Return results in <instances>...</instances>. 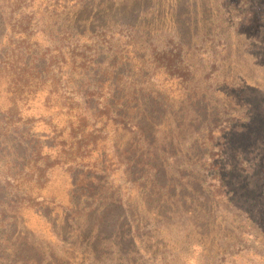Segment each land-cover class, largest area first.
<instances>
[{
	"label": "rangeland",
	"instance_id": "obj_1",
	"mask_svg": "<svg viewBox=\"0 0 264 264\" xmlns=\"http://www.w3.org/2000/svg\"><path fill=\"white\" fill-rule=\"evenodd\" d=\"M169 39L183 41L184 79L146 56ZM28 47L45 56L37 70ZM115 99L150 149L105 122ZM130 158L131 172L155 164L161 189L130 184ZM39 165L41 180L26 169ZM85 172L100 179L89 196L72 185ZM14 195L25 226L0 228V264H264V0H0V199Z\"/></svg>",
	"mask_w": 264,
	"mask_h": 264
},
{
	"label": "trees",
	"instance_id": "obj_2",
	"mask_svg": "<svg viewBox=\"0 0 264 264\" xmlns=\"http://www.w3.org/2000/svg\"><path fill=\"white\" fill-rule=\"evenodd\" d=\"M82 1V0H80ZM64 10L62 12H60L58 15L63 14ZM58 15H55V19L53 20V25L52 27H56V30L54 31V33L57 36H61L63 38V40H71L73 39V37L75 35H77V32L75 34V30L74 32L68 31L66 30V28H62L60 27V20H58L56 17ZM130 24V23H129ZM46 25H51V21H49ZM123 25V24H121ZM132 26H127V28L131 29ZM103 32V30L101 29L100 33ZM131 34V33H130ZM172 42L171 39H169L168 43L165 44L164 46H157L156 43L154 42H150L149 43V49L151 50V53L146 54V56L148 55H152L153 57H158L159 61H161L160 63H163V68L168 72V73H177L179 75H177L178 78L184 79V75H186L187 77L189 76V69L191 68V64L186 60L187 57L183 56L184 55V51H183V41L180 39H177V41L175 42V44L173 46H170V43ZM92 44H90L89 46L93 47V49H97L99 50V47H101L100 42L94 40L91 42ZM70 48V44H68V47H66V49ZM59 52V57H61L63 55V51L62 49L58 50ZM87 51H83L81 53V56L79 58L78 61L86 64V63H92L89 62V57L86 53ZM18 54L22 57V60H24L23 63V67L25 68H30L33 70H37L38 67H35L37 61L41 58V56H44V54H41V56H39V54L36 53V50L34 49L32 52V48L28 47L25 48L21 51L18 50ZM45 57V56H44ZM97 59V58H96ZM73 60H75V57L73 56ZM95 64L92 65H96L97 67H102L104 69H108L110 72L108 75H110L111 80H113L114 78L112 77H118L119 74L117 72L116 69V65L118 64V62H114V60H109L108 62L105 63V66H103L101 64V62L97 59L94 60ZM148 65V63H147ZM141 68L146 69L144 66V61H142V64L140 65ZM95 70V68H94ZM99 72V70H97ZM41 73V72H39ZM37 76H39V74H37ZM110 83V82H109ZM90 85V84H89ZM89 85H86L89 88ZM103 86V85H102ZM101 86V88H102ZM94 91V90H93ZM92 91V92H93ZM87 97H92L91 94H88L87 91L85 93V98ZM85 102V101H84ZM117 100L115 99L114 102H105L102 104L104 110H105V122L110 118L109 115H114V117H116L117 119H119L122 122L123 127H126L127 124H129L130 126H132L133 129V134H134V138H137L138 141H140L144 148L150 149L152 147V143L149 141L148 136L146 135V131L144 130V127L142 125L139 124V122L133 118V116H126L127 113L125 112H118V109H116L114 106L116 105ZM86 105H88V102H85ZM133 108V107H132ZM132 108L130 107L129 110L131 111ZM134 121V122H133ZM213 123H209L208 124V128H212L210 125ZM118 125V124H117ZM215 124H213L214 126ZM17 130V128H15V131ZM214 131V128L209 130L208 135L211 136V133ZM20 133H15V135H19ZM207 138L204 139V137L202 138V141H205ZM155 147V146H153ZM155 150V148H153V151ZM127 165L125 168V173L126 174V178L127 181L130 182V184H135L137 181L139 180H144V182H149L150 187L155 190V189H161V183L159 181V178L156 177L157 175V168L155 166V164H153L150 160H137V162L135 163L136 167H141L142 165H145L146 168L143 169L141 172L140 170L137 171H130L129 169V165L131 164V162H133V160H131V158L129 160H127ZM22 169H25V167L23 166ZM27 172H31L32 175H34L35 173L38 174L37 176V180H41L42 176L45 173V167L39 165L38 167L35 166L33 167L31 170L30 168H26ZM183 176V175H182ZM72 182H73V186L75 187L77 185V181L80 182L81 184H83L82 187H88L87 191L85 192V195L89 196V187H92L93 184L100 182L99 178H96L95 176H93L92 172H85L84 174H76L75 176H72ZM198 192V191H197ZM196 193V191H195ZM199 193V192H198ZM197 194V193H196ZM100 192L95 193L94 195L91 194L90 197H92L93 200H102L103 198H100ZM18 195H14L12 196V198L8 199L7 201L0 199V228L2 227H6V228H13L17 223H20L22 226H25V222L23 220V216L17 215V208L20 204V199H17ZM26 196V194L24 195ZM112 202H114L112 200ZM18 218H20V222L18 221ZM24 222V223H23ZM136 229L132 226V224H130V221L128 222V219L122 221L120 223V231L118 232V237L119 239H126V242H129L131 240L135 239V234H136ZM128 240V241H127ZM121 247V246H119Z\"/></svg>",
	"mask_w": 264,
	"mask_h": 264
}]
</instances>
